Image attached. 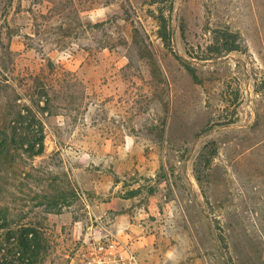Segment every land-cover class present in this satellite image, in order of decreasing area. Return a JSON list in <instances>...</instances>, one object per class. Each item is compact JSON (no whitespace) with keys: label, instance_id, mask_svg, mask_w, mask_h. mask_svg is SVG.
Returning <instances> with one entry per match:
<instances>
[{"label":"rangeland","instance_id":"obj_1","mask_svg":"<svg viewBox=\"0 0 264 264\" xmlns=\"http://www.w3.org/2000/svg\"><path fill=\"white\" fill-rule=\"evenodd\" d=\"M154 1L0 0V208L37 264L106 231L142 264H264V0H174L170 47ZM223 28L242 50L207 56Z\"/></svg>","mask_w":264,"mask_h":264},{"label":"trees","instance_id":"obj_2","mask_svg":"<svg viewBox=\"0 0 264 264\" xmlns=\"http://www.w3.org/2000/svg\"><path fill=\"white\" fill-rule=\"evenodd\" d=\"M174 0H156L153 4H157L156 12L153 16L158 23L157 35L166 47H170L171 30L169 26V13L172 11ZM212 46L209 49V55L215 57L227 56L231 53L240 52L242 50V39L238 32H233L229 28L217 29L212 31ZM213 54V55H212ZM210 59V58H204ZM191 76L199 81L193 68L187 66ZM16 111L15 116L18 122L29 120L26 125L27 132L24 135H16V131L20 128L13 126V139L18 138L21 145L26 144L27 151L32 156L42 154L44 150V134L43 124L36 121V114L32 108L27 107ZM38 122V123H35ZM37 126V129L34 126ZM228 123H221L217 126H225ZM216 127L210 125L205 131H210ZM33 128V129H32ZM12 139V140H13ZM13 221L7 219L6 211L0 208V231L5 230V236L0 239V264H37L42 260L45 252L44 238L38 229L22 225L13 228Z\"/></svg>","mask_w":264,"mask_h":264},{"label":"built area","instance_id":"obj_3","mask_svg":"<svg viewBox=\"0 0 264 264\" xmlns=\"http://www.w3.org/2000/svg\"><path fill=\"white\" fill-rule=\"evenodd\" d=\"M75 264H142L133 242L106 231L85 243Z\"/></svg>","mask_w":264,"mask_h":264}]
</instances>
